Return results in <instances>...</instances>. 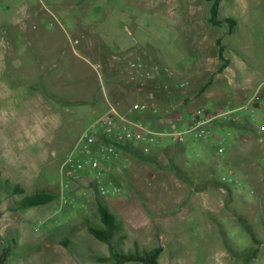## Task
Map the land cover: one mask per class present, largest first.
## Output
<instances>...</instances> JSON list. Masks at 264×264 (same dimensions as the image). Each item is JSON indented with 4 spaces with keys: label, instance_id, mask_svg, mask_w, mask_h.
<instances>
[{
    "label": "rangeland",
    "instance_id": "1",
    "mask_svg": "<svg viewBox=\"0 0 264 264\" xmlns=\"http://www.w3.org/2000/svg\"><path fill=\"white\" fill-rule=\"evenodd\" d=\"M211 5L0 0V179L25 190L8 196L0 189L4 264H117L96 259L155 248L164 250L158 264H264V0L222 2L219 19H233L232 29L209 23ZM218 40L228 63L223 73ZM132 62L152 74L140 79L142 87L129 81ZM167 69L171 77L164 76ZM179 83L185 90L166 89ZM256 93V106L247 103ZM152 100L163 110L177 107L180 115L194 107L226 108L236 109L241 125L256 115L260 122L243 137L246 131L227 126L235 140L214 149L189 139L185 153L172 160L164 149L173 154L179 146L166 144L149 155L157 164L122 152L111 160L113 171L98 178L107 196L88 180L98 172L81 174L82 182L67 177L63 164L86 130L111 109L125 114L134 103ZM147 121L166 131L176 125ZM38 191L58 197L16 209ZM99 205L119 224L114 250L88 232V225L103 227Z\"/></svg>",
    "mask_w": 264,
    "mask_h": 264
},
{
    "label": "built area",
    "instance_id": "2",
    "mask_svg": "<svg viewBox=\"0 0 264 264\" xmlns=\"http://www.w3.org/2000/svg\"><path fill=\"white\" fill-rule=\"evenodd\" d=\"M165 77H171V70L163 72ZM129 81L140 83L144 86L141 78L152 77L146 65L139 62H132L129 66ZM187 87L186 83L175 85L166 84V89L183 91ZM177 107L171 106L163 110L155 101L134 103L129 114H120L115 109H111L104 115L92 129L86 130L80 137L76 150L69 155L64 164L67 177L73 182H82L85 179L81 174L86 173L87 178L98 172L96 179L88 180L97 184V191L101 196H107L110 191L102 186L98 180L99 176L105 172L113 171L111 160L121 158L119 145L133 144L138 147L144 155H150L155 150L164 147L166 144L184 146L187 140L195 142L205 141L217 122L232 121L240 123L239 118L233 117L230 111H211L204 107L190 108L186 112L185 126L183 128L175 125L170 131L157 130L143 121L136 120L139 116L142 119L149 117L159 119L167 124H175L183 119ZM222 144V143H220ZM88 168V170H86ZM117 189L114 188V193Z\"/></svg>",
    "mask_w": 264,
    "mask_h": 264
},
{
    "label": "trees",
    "instance_id": "3",
    "mask_svg": "<svg viewBox=\"0 0 264 264\" xmlns=\"http://www.w3.org/2000/svg\"><path fill=\"white\" fill-rule=\"evenodd\" d=\"M212 1V5L210 8V18H209V23L213 27H218L223 24H228L229 27L232 29L235 26V21L233 19H219V11H220V6L221 3L224 2L225 0H210ZM217 46L219 48V56L224 63L219 69L220 73H223L227 69V60L224 57L225 53V48L221 44V40L217 41ZM166 81V79H165ZM207 84L205 85L200 92L204 93L207 88L209 87ZM136 120L143 121V119L139 116L135 117ZM152 119V118H151ZM146 124H151L150 121H147ZM231 127H238L240 129H243L244 131H250L252 132V126L249 124H231L229 125ZM154 128V127H152ZM157 130H160V128H154ZM252 129V130H251ZM121 152L127 153L129 155H132L136 157L137 159L146 162V163H152V164H157L156 158L149 157V155H144L140 149L133 144H125V145H119L118 146ZM164 152L166 153V156L168 159L172 160L174 156H176L179 153H185V148L184 146H179L176 147V152L173 154L167 150L166 148L164 149ZM179 176L182 180L188 181L186 177L181 174V171L178 170ZM1 176V174H0ZM216 185L223 186L221 182H218L215 180ZM227 189H229L228 186H225ZM0 189H3L4 192L8 196H23L25 194V190L18 184L15 185H10L8 182H4L0 179ZM230 190V189H229ZM58 197V194L56 193H51L47 191H38L32 196H25L23 197L20 201L16 202V209L17 210H23V209H31L35 207H40L47 205L54 201ZM101 223L103 224L102 228H96L92 225H88L87 229L90 235H92L95 239H97L99 242L108 244L110 245L111 250H114L115 245L113 243L114 236L119 232V224L117 222V219L115 215H113L105 206L99 205L98 209ZM245 229L247 230L252 242L255 245H259L260 242L257 240L255 233L253 232L252 228L246 224ZM1 240V237H0ZM123 238L120 239L122 241ZM62 247L65 249L68 247V242L67 241H61L59 243ZM163 248H155L151 251H144L143 254H129V255H123V254H118V253H113L110 258H97L96 261L99 263H104L111 261L112 259L116 260L117 264H126L130 262H136V263H142V264H158L157 260L160 258L161 254L163 253ZM259 253L258 249H255L254 252V258L257 257V254ZM4 254L2 258L0 259V264H4V259H5Z\"/></svg>",
    "mask_w": 264,
    "mask_h": 264
},
{
    "label": "crops",
    "instance_id": "4",
    "mask_svg": "<svg viewBox=\"0 0 264 264\" xmlns=\"http://www.w3.org/2000/svg\"><path fill=\"white\" fill-rule=\"evenodd\" d=\"M150 87H152V85L150 86ZM139 94H141V93H139ZM147 95V97H149V95L148 94H146ZM258 96H259V93H256L253 97H251L250 99H249V101H246L247 103H249V104H255L254 106H256V101H257V99H258ZM245 103V102H244ZM246 107V106H245ZM242 108V107H241ZM208 110V109H207ZM211 111H230V112H232L233 113V115H234V113H235V110L234 109H226V108H224V109H210ZM130 111V110H129ZM129 111H128V113H125V114H129ZM185 115V114H184ZM184 115H182L183 116V119L180 121V122H177V123H175L176 125L175 126H177V127H180V128H183L184 126H185V117H184ZM186 116V115H185ZM257 116L258 115H256V116H254V118L251 120H248L247 122H246V124H249L250 126H252V129H253V131H254V122L255 123H257V122H260L259 120H258V118H257ZM145 123V122H144ZM264 123V122H263ZM231 124H241V122L240 123H234V122H232V121H222V122H217V124H215L214 126H213V128H212V130H211V133H210V135H209V137L205 140V141H203L205 144H207L208 146H209V148H212V149H214L218 144H220V143H224V144H226V142H229V141H234L233 139H232V133L229 131V130H227L226 129V127L227 126H229V125H231ZM251 129V130H252ZM251 132L250 131H247V132H245L243 135H241L242 137L243 136H247V135H249ZM237 141H238V139H237ZM261 141H263V140H261ZM227 150V149H226ZM232 174H234L235 173V171L233 170V172H231Z\"/></svg>",
    "mask_w": 264,
    "mask_h": 264
}]
</instances>
